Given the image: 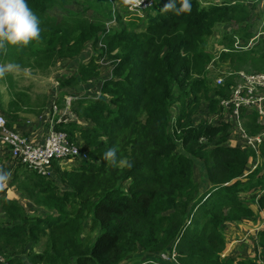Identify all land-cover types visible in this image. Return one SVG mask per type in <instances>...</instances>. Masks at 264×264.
Instances as JSON below:
<instances>
[{
	"label": "trees",
	"instance_id": "obj_1",
	"mask_svg": "<svg viewBox=\"0 0 264 264\" xmlns=\"http://www.w3.org/2000/svg\"><path fill=\"white\" fill-rule=\"evenodd\" d=\"M165 2L135 11L112 0H27L39 19V39L5 42L0 66L46 72L77 60L89 45L87 58L60 78L58 101L79 85L100 82L94 98L72 100L80 122L58 126L84 158L72 159L70 167L54 160L49 175L1 164L35 206L28 211L0 199L1 264H166L160 253L172 250L178 264H264V229L255 237L257 257L222 254L226 223L253 218L254 200L264 209V139L260 163L246 173L255 151L230 144L231 125L218 117L233 77L216 84L213 72L247 63L251 71L264 70V34L259 51L254 47L261 40L251 45L249 31L264 6L191 0V12L177 16L162 9ZM103 60L108 65L101 71ZM3 82L7 99L0 86V112L23 132L19 113L35 115L50 99L44 93L31 104L0 68ZM199 111L205 117L197 121ZM240 117L249 134L264 127L253 111L242 109ZM113 146L123 161L115 166L102 159Z\"/></svg>",
	"mask_w": 264,
	"mask_h": 264
},
{
	"label": "built area",
	"instance_id": "obj_2",
	"mask_svg": "<svg viewBox=\"0 0 264 264\" xmlns=\"http://www.w3.org/2000/svg\"><path fill=\"white\" fill-rule=\"evenodd\" d=\"M112 1L121 3L127 9L135 11L147 9L154 3V0H141L139 7L132 9L125 4V0ZM234 44L238 46V41H235ZM222 50H226V48L222 47ZM226 77H233V85L230 95L221 97L219 100L222 111L218 117L222 115L220 117L222 121L233 125V130L238 131L243 146L252 148L258 159V144L264 139V127H261L257 133H247L241 125L240 114L242 109L253 111L256 113V121L264 125V70L247 72L245 70L226 69L218 76L215 75V83L221 84ZM57 88L59 89V86L55 83L54 91L50 94L53 97L50 98L47 106L35 115V120L43 128L40 132L35 130L26 134L15 125L9 126L0 113V144L17 163L41 175L51 173L54 160L60 162L65 159L72 160L86 156V152L81 151L77 144L69 141L66 131L58 128L60 125L80 122V120L71 105L72 100L76 97L65 95L62 100L58 101ZM223 115H226L224 119ZM26 122L30 121L27 120ZM43 131H45L44 134ZM250 159L252 160V157ZM256 164L257 162L251 168H254ZM160 259L178 264L173 250L170 254L161 252ZM148 262L154 263L153 260ZM1 263H5V257L2 254H0Z\"/></svg>",
	"mask_w": 264,
	"mask_h": 264
},
{
	"label": "rangeland",
	"instance_id": "obj_3",
	"mask_svg": "<svg viewBox=\"0 0 264 264\" xmlns=\"http://www.w3.org/2000/svg\"><path fill=\"white\" fill-rule=\"evenodd\" d=\"M201 1L202 2H204V1L205 2H208V1L220 2L221 0H201ZM116 4H118V2ZM256 4H257V2H256ZM259 4L261 7L264 6V0H259ZM71 8L79 9V6L72 5ZM60 11L61 10H59V13L63 12V11L62 12H60ZM51 13L58 14V11L57 10L54 11V9H53L51 11ZM86 14H88L90 18L92 17L91 11H87ZM253 22H254V24L251 26V28H249V31H251L254 34V37H253L254 39L251 40L252 43H250V44L252 45V44L256 43L258 40H261L260 44L256 45L254 47V49L260 51V50H263V46L261 45L263 40L259 36L264 34V32H259V31H261L262 27L264 26V16L262 18H259V19L256 18ZM114 24H115V22H111L109 24V26H113ZM220 46H222V45H217L215 47V49L218 50L220 48ZM89 49H90V46L87 45L86 49H84L85 52H83V54L79 58H77V60H75V61L62 60V61L58 62L55 65V67H53L51 70L50 69L47 70L46 72H41V71L39 72L38 70H32L31 68H21V67H16V66L14 67L9 63H6V64L0 66V68L2 69V71L9 73V75L13 79L14 85L16 87L22 88L28 93L31 104H34L35 102L41 101L43 95H45L44 93H46L47 95H50L54 91V84L55 83L58 84L60 78L65 77L68 74H70L74 70V68L76 67V64L79 62V59H82V57L87 58V51ZM235 50H236L237 54H241L246 49H244V50L243 49H235ZM84 53H85V56H84ZM103 61L104 62L101 63V71H104L108 65L107 61H105V60H103ZM252 68H253V66L247 63V64L242 65L237 70H245L248 72V71L253 70ZM226 69H227L226 65H221L217 69H213V72L216 73L215 75L218 76V74H221L222 71H224ZM42 71H44V70H42ZM99 82L100 81L96 80V79L91 80L90 82L84 83L85 85H81V86L79 85L78 87H75L74 89H72L70 91H67L66 95H73L75 97H80V96H83L85 94H88L90 96L89 98H94L98 92L97 90H98ZM0 86H1V91H2V98H3V100H6L7 99L6 94L2 90V88L4 87V82ZM60 91H61V89L59 90L57 88V99L60 98V96H59ZM173 108H175V107L173 106ZM204 112L205 111H199L198 112V114L196 115L197 121L200 118H203L202 116H204ZM0 113L4 117L2 112H0ZM47 113H48V111H47ZM33 116H35V115H33V113H31V112L19 113L20 122H26L27 120L30 121ZM221 116L222 115H220V117ZM225 117H226V115H223V119ZM231 120H233V118H231ZM240 122H241V125L243 126V124H242L243 122H242L241 117H240ZM229 124L231 125V123H229ZM238 135H239L238 131L233 130V125H231V135L229 136L228 142L229 143L232 142L233 144L238 146V143L235 140V138H236L237 140L241 141V139ZM241 143L243 145L242 141H241ZM245 148L246 147H243L242 149H245ZM0 155L2 156V158L3 157L7 158V159H1L3 161L2 165H4L5 163H7L8 165L9 164L12 165V167L19 165V163H17L5 151L4 147H1ZM253 155H254L253 159L248 161L250 164L248 169L251 168L253 165V162L256 161L255 152H253ZM63 161L64 160H61L60 162L62 163ZM73 162H74V160L71 162V161H67V159H66V164L64 166L70 167L71 163H73ZM20 167H22V166H20ZM0 169H2L1 163H0ZM248 169H247V171H248ZM7 171L10 172V174H11V169H8ZM199 175H201V172L196 167L195 168V178L198 181L200 179ZM1 193H4V194H1ZM2 196L5 199H13L17 202H21L22 205L24 206V208L28 211H33V209L35 208V206L15 188V185H13L11 183V177L7 181V183H5L3 186H0V197H2ZM263 216H264L263 211H260V213L254 215L253 218H247L248 221L242 220L240 222L226 223V225H225V227H226V229H225L226 244H225V247L222 251V254L223 255H230L231 254V255L241 256V257H245V256L257 257L256 251L253 255L255 244H252V243H255V237H256L257 232L260 229H264ZM251 245L254 246L253 251L251 249ZM34 249L36 250L37 248H34ZM164 262L166 264H173V263L169 262L168 260H165Z\"/></svg>",
	"mask_w": 264,
	"mask_h": 264
},
{
	"label": "clouds",
	"instance_id": "obj_4",
	"mask_svg": "<svg viewBox=\"0 0 264 264\" xmlns=\"http://www.w3.org/2000/svg\"><path fill=\"white\" fill-rule=\"evenodd\" d=\"M154 2L159 3V0H154ZM125 4L128 7L135 9L139 7L141 0H125ZM162 9L179 16L181 14L190 13L192 10V4L191 0H166ZM39 34V19L28 6L27 0H0V48L4 46L5 42L13 45H27L30 40H38ZM219 49L222 50V48ZM258 157L260 156L258 155ZM102 159L111 166L123 162L122 160H118L117 149L115 146L108 148L103 153ZM128 166L131 167L130 164ZM254 168H250L247 172ZM10 175V172L0 169V186L7 183L10 179ZM260 190V192L264 191V186Z\"/></svg>",
	"mask_w": 264,
	"mask_h": 264
},
{
	"label": "crops",
	"instance_id": "obj_5",
	"mask_svg": "<svg viewBox=\"0 0 264 264\" xmlns=\"http://www.w3.org/2000/svg\"><path fill=\"white\" fill-rule=\"evenodd\" d=\"M59 90H60V89H59ZM65 95H66V94H65ZM52 97H53V95H48V98H49V99L52 98ZM58 100H59V99H58ZM35 117H36V116H33V117L31 118L30 122H24V123H23V132H24V133L29 134V133H31L32 131H35V130H36L37 132H40V131L43 129V128H41V127L39 126V123L35 120ZM15 126L17 127L16 124H15ZM44 132H45V131H43V134H44ZM235 140H236V142L238 143V146H239L240 148H243V147H244V146L242 145L241 141L237 140L236 138H235ZM230 144L235 145V144H233L232 142H231ZM0 145H1V144H0ZM1 147H3V146H2V145L0 146V150H1ZM0 158H2L1 155H0ZM260 161H261V158L258 157V159L256 158V161H255V162H257V164H258ZM255 162H253V164H254ZM0 163L2 164L3 161L1 160ZM249 165H250V164H249ZM5 166H8V164L6 163ZM248 170H250V168H249ZM1 194H4V193H1ZM0 199L4 200L5 198L2 196V197H0ZM251 207H252V209L255 211L256 214L260 213V211H263V213H264V209L259 208V207L256 205L255 200L251 203ZM263 219H264V216H263ZM243 220L248 221L247 218H246V219H243ZM252 244H255V243H252ZM253 248H254V246L251 245V249H252V251H253ZM255 251H256V248H254L253 255H254ZM253 255H252V256H253Z\"/></svg>",
	"mask_w": 264,
	"mask_h": 264
},
{
	"label": "water",
	"instance_id": "obj_6",
	"mask_svg": "<svg viewBox=\"0 0 264 264\" xmlns=\"http://www.w3.org/2000/svg\"><path fill=\"white\" fill-rule=\"evenodd\" d=\"M99 98H102V95H99Z\"/></svg>",
	"mask_w": 264,
	"mask_h": 264
},
{
	"label": "bare ground",
	"instance_id": "obj_7",
	"mask_svg": "<svg viewBox=\"0 0 264 264\" xmlns=\"http://www.w3.org/2000/svg\"><path fill=\"white\" fill-rule=\"evenodd\" d=\"M162 7V6H161ZM5 119V118H4Z\"/></svg>",
	"mask_w": 264,
	"mask_h": 264
}]
</instances>
